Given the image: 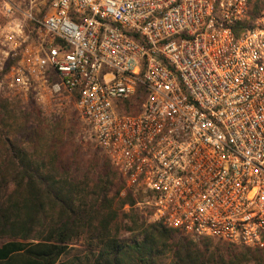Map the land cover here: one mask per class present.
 <instances>
[{"label": "built area", "instance_id": "2783aa9c", "mask_svg": "<svg viewBox=\"0 0 264 264\" xmlns=\"http://www.w3.org/2000/svg\"><path fill=\"white\" fill-rule=\"evenodd\" d=\"M0 98L72 106L146 223L264 252V0H0Z\"/></svg>", "mask_w": 264, "mask_h": 264}, {"label": "trees", "instance_id": "16d2710c", "mask_svg": "<svg viewBox=\"0 0 264 264\" xmlns=\"http://www.w3.org/2000/svg\"><path fill=\"white\" fill-rule=\"evenodd\" d=\"M58 119L0 98V264H264L257 249L146 223L102 151L65 141Z\"/></svg>", "mask_w": 264, "mask_h": 264}, {"label": "rangeland", "instance_id": "374dc122", "mask_svg": "<svg viewBox=\"0 0 264 264\" xmlns=\"http://www.w3.org/2000/svg\"><path fill=\"white\" fill-rule=\"evenodd\" d=\"M47 117H58L59 119H65L66 126L71 127L72 134L68 135V133L65 135V141H73L75 144L81 145L84 150H87L88 152L97 155L98 157H102V153L98 150V148L88 139V136L86 134V128L84 124L82 123L80 117L76 113V111L71 107L67 108L62 113H59L58 115H45L42 113V118L47 119ZM54 119V118H53ZM58 119V120H59ZM123 192V191H122ZM120 194L121 197L124 196V194ZM135 208V207H134ZM123 238L128 237L127 234L122 235ZM213 246H218L214 244ZM83 249H82V243L78 242L77 244H74L70 248V254L66 257H63L61 260H65L68 258H71L74 255H82ZM169 260H167L168 262Z\"/></svg>", "mask_w": 264, "mask_h": 264}]
</instances>
